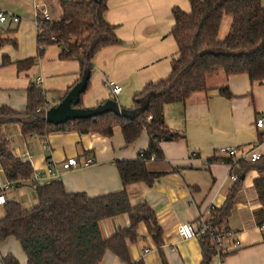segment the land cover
Here are the masks:
<instances>
[{
  "label": "crops",
  "instance_id": "obj_1",
  "mask_svg": "<svg viewBox=\"0 0 264 264\" xmlns=\"http://www.w3.org/2000/svg\"><path fill=\"white\" fill-rule=\"evenodd\" d=\"M87 1V0H85ZM105 19L115 25L120 43L101 49L93 58L89 85L81 96L82 107H94L114 98L120 107L133 108L134 96L151 82L168 76L177 46L171 35L174 25L171 9L188 11V0H107ZM264 5V0H261ZM49 12L50 21L61 16L59 0H0V12L16 15L19 21L0 23V37L11 39L0 48V106L23 111L26 90L30 84L42 89L47 105H56L79 78L76 60L59 58L60 47L49 44L38 55L36 9ZM230 20L223 25L224 36ZM14 43H13V42ZM33 58L27 68L18 69L17 62ZM40 79L37 81V79ZM121 87L111 94L108 83ZM227 85L232 93L221 96L217 87ZM206 91H196L185 102L164 106V121L168 128L182 137L176 141L160 142L164 155L161 161H150L153 171H165L152 186L143 182L127 186L130 202L147 203L155 212L161 226V251L167 264H199L201 248L191 232L199 215L211 205L219 208L232 185L229 175L232 164L220 159L219 148L232 146L237 156L246 159L250 151L264 155V81H250L247 75L210 74ZM2 132L12 152L28 159L35 171H43L47 162L53 163L59 179L68 192H84L98 196L121 190L122 182L115 160L135 159L149 142L146 132L126 145L119 127L111 136L97 133L80 134L75 130L53 131L47 135H23L18 123H5ZM45 144H47L45 146ZM243 157V158H242ZM259 173L248 170L242 187L235 196L234 206L225 222L229 237L221 241V264H264V206L258 201L253 186ZM0 180L5 181L1 166ZM7 201H17L24 207L37 203L34 184L30 179L11 185ZM0 205V218L3 216ZM129 224L126 213L100 221L102 236L107 238ZM184 225L188 236L177 233ZM139 237L128 242L133 261L162 264V258L146 226L139 224ZM236 241L238 243H236ZM12 254L20 264L26 255L20 243L10 236L0 241V255ZM218 263L214 256L212 264ZM100 264H126L107 250Z\"/></svg>",
  "mask_w": 264,
  "mask_h": 264
},
{
  "label": "trees",
  "instance_id": "obj_2",
  "mask_svg": "<svg viewBox=\"0 0 264 264\" xmlns=\"http://www.w3.org/2000/svg\"><path fill=\"white\" fill-rule=\"evenodd\" d=\"M106 1L59 0L60 18L44 21L43 31L37 34L38 55L47 45L56 44L60 47V59L78 62V80L85 69L91 72L96 53L120 43L115 25L105 19ZM188 2V11L179 7L171 9L174 25L170 33L177 46V57L172 61L170 73L163 79L146 84L134 96L133 108L140 106L139 100L147 101L148 105L132 119L109 112L54 125L46 121L45 111L49 106L42 89L33 83L26 90L23 111L0 106V166L11 185L30 179L35 170L28 159L12 152L2 132L5 123H18L23 135L44 136L53 131L72 129L80 134L97 133L108 137L115 127H119L126 145L134 142L143 131L149 137L147 147L135 159L115 160L123 187L119 191L91 197L84 192H68L59 179H53L33 183L37 203L32 207H24L17 201L3 204L0 241L10 236L16 238L26 255L25 264H100L107 250L126 264H145L142 260L133 261L128 250V242H135L139 237L140 223L146 226L152 237L162 264H167L161 251L163 231L155 212L145 202L133 205L126 189L136 182L152 186L166 174L165 171L150 170L147 165L150 161L164 159L160 142L176 141L182 137L166 125L164 106L185 102L193 92L206 91L210 74H244L250 81H264V5L261 0ZM224 16L230 18V23L226 35L221 38L219 32ZM10 40L0 37V48ZM33 62V58H27L16 64L18 69H22ZM217 91L223 97L232 96L227 85L217 87ZM81 105L80 98L77 106ZM151 155H154V160L150 159ZM214 160L232 164L237 178L232 182L224 203L207 215L208 229L198 237L201 248L199 264H212L217 251L212 243V234L227 230L225 222L242 187L241 176L244 177L248 170L254 169L259 173L253 186L258 201L264 206V155L255 161L239 159L235 164L228 157ZM123 213L128 215L129 224L111 236L103 237L100 221ZM0 264L20 263L8 253L0 255Z\"/></svg>",
  "mask_w": 264,
  "mask_h": 264
},
{
  "label": "built area",
  "instance_id": "obj_3",
  "mask_svg": "<svg viewBox=\"0 0 264 264\" xmlns=\"http://www.w3.org/2000/svg\"><path fill=\"white\" fill-rule=\"evenodd\" d=\"M6 21H11V22H18L19 21V17L16 15H10L8 16L6 13L4 12H0V23L6 22ZM44 21H50V15L49 12L44 9V8H40V9H36L35 11V24H36V28H37V33H41L43 31L42 28V23ZM52 39L54 40V37H52ZM40 79L38 78L37 81H39ZM108 88L111 91V94H117L119 93V91L121 90V87L114 84L112 81H110L108 83ZM264 123V119L263 118H257L256 119V125L258 127H261ZM47 144H45L46 146ZM218 153L220 155H223L222 157H228L231 158L232 163H236L240 158H238L237 156V149L235 147L232 146H226V147H221L218 150ZM261 156V154L258 151H250L249 153H247V156H243V157H247L246 159L250 160V161H255L257 159H259ZM242 157V158H243ZM151 160H154V155L150 156ZM244 159V158H243ZM57 173L56 171L53 169V163H51L50 161L46 163V167L43 171H35L32 176L30 177V180L33 183H42V182H46L49 180H53V179H57ZM230 180L234 181L237 178V175L235 174H230L229 175ZM11 183L10 181H1L0 180V205H3L7 200H6V192L10 189ZM214 210V206H210L208 207L207 211L204 214L199 215L197 222L191 232V235L197 237L201 236L204 232L207 231L208 226H209V221L207 220V215H209L212 211ZM260 228L264 230V223L260 225ZM196 229V230H195ZM177 233L178 235L182 236V237H186L188 236V232L185 228L184 225H178L177 226ZM230 233L225 230V231H221L218 233H214L212 234V243L216 246V254L215 256L218 257V263L217 264H221V260L219 258V256L221 255V241L223 238L229 237ZM236 243H238L236 241Z\"/></svg>",
  "mask_w": 264,
  "mask_h": 264
},
{
  "label": "water",
  "instance_id": "obj_4",
  "mask_svg": "<svg viewBox=\"0 0 264 264\" xmlns=\"http://www.w3.org/2000/svg\"><path fill=\"white\" fill-rule=\"evenodd\" d=\"M89 77L90 72L88 69H85L80 79L67 91L60 102L45 111V119L47 122L58 125L66 123L67 121L91 118L109 112L132 119L138 111L148 105L147 101L139 100L140 106L127 109L120 107L114 98H109L94 107H78L77 105L80 102L81 94L86 90ZM242 178L243 176H241Z\"/></svg>",
  "mask_w": 264,
  "mask_h": 264
},
{
  "label": "rangeland",
  "instance_id": "obj_5",
  "mask_svg": "<svg viewBox=\"0 0 264 264\" xmlns=\"http://www.w3.org/2000/svg\"><path fill=\"white\" fill-rule=\"evenodd\" d=\"M225 20H230V18L228 17V16H224V18H223V20H222V24H221V28H220V32H219V36L221 37V38H223L224 37V33H222V31H223V25H224V21Z\"/></svg>",
  "mask_w": 264,
  "mask_h": 264
}]
</instances>
